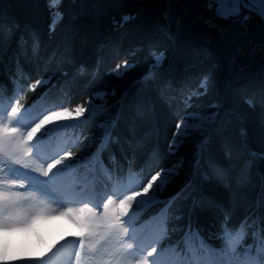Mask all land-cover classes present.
<instances>
[{
    "label": "trees",
    "instance_id": "obj_1",
    "mask_svg": "<svg viewBox=\"0 0 264 264\" xmlns=\"http://www.w3.org/2000/svg\"><path fill=\"white\" fill-rule=\"evenodd\" d=\"M66 2L76 10L64 49L65 26L50 32L47 0H0V23L5 25L0 31L4 94L13 93L19 84L24 106L43 96L56 105L75 107L92 93H109V110L100 121L73 127L83 143L72 150V160L80 162L96 152L101 136L97 124L111 120L114 142L101 154L127 181L142 176L146 182L157 171L182 161L179 174L169 179L157 199L138 208L143 219L160 215L163 221L161 210L173 202L167 216V243L180 239L191 225L219 246L225 214L230 226L251 223L249 218L259 222L264 217V150L253 146L250 133L264 121V105L249 107L245 101L258 99L264 91L263 20L253 16L244 26L215 18L205 23L212 14L205 11L204 0H63L60 8L65 14ZM80 3L84 8L78 11ZM125 15L133 19L116 27L113 20ZM229 32L236 34L230 49L221 46ZM55 38L57 45L52 46ZM149 48L165 54L156 74L149 73ZM125 60L134 61V67L123 76L113 75L112 69ZM205 76L209 89L215 91L218 118L202 145L196 135L178 154H169L168 142L178 115H183L185 96ZM38 79L48 83L28 91ZM237 95L242 96L239 107L234 103ZM222 117L230 123L229 131L244 158L238 167H243V176L237 192L229 191L228 172L236 164L216 154L214 138ZM259 151L262 154L254 153ZM185 189L188 194L174 200Z\"/></svg>",
    "mask_w": 264,
    "mask_h": 264
},
{
    "label": "snow or ice",
    "instance_id": "obj_2",
    "mask_svg": "<svg viewBox=\"0 0 264 264\" xmlns=\"http://www.w3.org/2000/svg\"><path fill=\"white\" fill-rule=\"evenodd\" d=\"M61 4L62 0H48L50 32L54 33L63 21V13L59 10ZM203 7L212 14L205 18V23L208 24L212 23L213 18L242 26L253 16L264 20V0H204ZM131 19L133 17L125 15L114 19L113 24L122 27ZM4 27L0 23V31ZM148 55L151 59L149 73L156 74L165 54L149 48ZM121 67L124 71H121ZM132 67L134 65L125 60L123 65H116L112 74L123 76ZM48 79L36 80L28 86V91H35L37 86L47 84ZM209 86V79L205 76L198 82L195 91H189L185 96L183 115H178L168 142L169 154H178L181 146L193 136L199 135L203 138L215 120V112L208 114L198 108L189 110L194 108V97L206 92ZM21 92L22 88L17 84L13 94L6 100L3 87L0 86V232L27 227L40 216L58 214L76 219L82 229L72 241L73 250L67 254L71 264H264V217L259 222L249 218L251 223L246 220L239 227H235L230 226V217L225 214L219 248L205 244L199 234L192 230L191 225L184 230L180 239L165 245L163 241L170 240L166 226L167 216L174 208L170 201L161 210L164 220L155 234L146 239H138L129 209L134 202L142 204L154 201L156 193L162 190L173 175L179 174L182 161L171 168L157 171L146 183L142 176L124 182L114 174H109L100 159V153L114 142V125L111 120H103L97 124L101 136L97 150L92 154L95 162L93 168L97 170V178L103 187L89 188L87 181L77 187L76 183L66 180V175L72 170L71 163L66 161H70L74 153L67 145L53 146L51 141L69 127L100 121L109 110V93L97 91L70 110L54 104L45 108H37L33 104L25 108L21 104L24 99ZM245 103L249 107H255L257 103L264 105V91L259 93L258 99L249 98ZM73 113L77 124L59 122L62 116H72ZM81 117L84 119L81 120ZM16 165L19 167H14ZM216 171L222 172L220 169ZM100 172L104 173V177H100ZM162 174L163 179L156 183ZM154 184L156 189L148 197V201H138V197L147 196ZM29 188L33 191H27ZM137 188L140 190L137 191ZM187 194V189L182 190L174 200ZM48 200L60 205L62 210L53 209L47 203ZM73 204L80 207L74 208L71 206ZM125 217L128 219L125 220ZM249 236L251 243L248 242ZM194 237L199 241L198 244L193 243ZM34 259L39 264H46L42 258ZM0 264H7L2 255Z\"/></svg>",
    "mask_w": 264,
    "mask_h": 264
},
{
    "label": "rangeland",
    "instance_id": "obj_3",
    "mask_svg": "<svg viewBox=\"0 0 264 264\" xmlns=\"http://www.w3.org/2000/svg\"><path fill=\"white\" fill-rule=\"evenodd\" d=\"M48 1V0H47ZM63 2V0H62ZM64 7H66V14L62 12L61 8L59 9L60 12L63 13V21L59 24L65 26L64 28L61 29L62 37H63V45L65 44L67 46L68 41L71 39V30L72 27H70L72 23V18L74 17V12L76 10L75 5L72 4V2H66ZM78 11L83 9V3L78 4L76 6ZM64 22V24H62ZM58 26V27H59ZM61 28V27H60ZM64 35V36H63ZM236 38V34L234 32H229L227 35V38L225 40V45L221 46H227L228 49L233 47V42ZM54 40V41H53ZM52 46L57 45L56 38L53 39ZM224 42V41H222ZM64 45V49L65 46ZM226 47V48H227ZM63 49V47H62ZM63 49V50H64ZM60 56V54L55 55L54 59H57ZM134 59V58H132ZM129 61V60H128ZM124 62V61H123ZM123 62L121 65H123ZM131 64H133L134 61H129ZM114 69V68H113ZM112 69V72H113ZM121 71H124L123 67H121ZM35 83V82H34ZM225 84V83H224ZM227 91L229 89V86L226 85L225 88ZM241 92V91H240ZM254 93V92H253ZM94 93L90 94V97ZM253 95V94H252ZM19 98V97H17ZM242 98L237 95V98L234 100L235 106L240 105V99ZM216 96H215V91L212 88H208L206 92H202L196 99H194L193 104H194V109H203L205 110L208 114H211V112H215V120L211 124L210 127H208L207 131L214 126L216 119L218 118L217 115V110H216V102H215ZM214 100V102H213ZM238 100V101H237ZM215 105H214V104ZM241 106V105H240ZM70 110L74 107H68ZM210 110V111H209ZM87 115V114H86ZM257 116L255 115L253 118L254 120L257 121ZM81 120L84 119V117L80 118ZM60 123L68 124V125H75L77 124V120L74 118V113L72 116L64 115L60 118L59 120ZM259 124L261 125L260 127L254 126L253 132L251 131V140L253 142V146L257 147L258 149L264 150V121H260ZM229 125L230 123L228 122L227 118L222 117L220 121H218V128H217V133L214 138V143L216 145V154L225 156L226 159L225 161L229 162L230 164H236L234 168H231L228 170L230 173V184L229 188L232 192H237L238 191V184L239 180L243 176V167L242 170H238L239 166L242 164L243 166V159L241 157V150L239 145L236 143L233 135L229 131ZM52 125H49L51 127ZM204 133L203 138L200 137V141L198 145H202L204 141L208 138V132ZM63 134L58 135L57 137L62 140L63 139ZM76 138V136H74ZM72 138V140L74 139ZM64 138V140H66ZM54 140V139H53ZM52 140V141H53ZM51 141V143H52ZM81 144L83 143L82 140H80ZM68 146V145H67ZM260 146V147H259ZM255 154H262L259 152H254ZM221 157V156H220ZM66 163H71L72 167H80L78 170V174L76 175L77 181L76 186L79 187L81 184H83L85 181L88 182V187H90L92 182H96L98 188H102L103 184L100 183V180L97 178V170L93 168V164L95 163L92 160V155L86 157L84 160H80V162L71 160L66 161ZM14 167H19L18 165ZM104 169L108 170V173L110 174L109 169L104 165ZM168 168H171L169 166ZM241 168V167H240ZM166 169V167H164ZM234 169V170H233ZM28 171V170H25ZM34 175H38V173H33ZM100 177H104V173L100 172ZM151 176L148 178L150 179ZM163 179V174L161 177L158 178L156 183H159V181ZM233 179V180H232ZM130 180V178H128ZM146 183V182H145ZM156 189V184L153 185V188L149 190V193L147 196H142L138 197L137 200H145L148 201V197L152 196V193ZM139 191L140 189H136ZM19 191V190H18ZM24 192V191H21ZM157 194L155 200L157 199ZM40 199H44V197H40ZM152 202V201H151ZM151 202H145L142 204L134 202L132 204V207L129 209V213H135L137 212L138 208L142 205L149 204ZM28 203V202H26ZM48 204L51 205L53 209H57V211L62 210L60 205H57L51 200L47 201ZM72 207H80L78 204H73L71 205ZM102 209H97V211H100ZM131 215V214H129ZM65 218L71 227H66L61 229L60 231L56 229L55 232H47L46 229L41 225L42 220H57L59 217ZM50 217V218H49ZM55 217V218H54ZM57 217V218H56ZM42 218V219H41ZM46 220V221H47ZM68 229V230H67ZM82 231L80 225L77 223L76 219H73L69 216H64V215H58V214H51V215H45V216H40V218L34 219L27 227L24 228H17L13 229L10 231H3L0 232V255H2L3 260L7 261V264H39L37 259L34 258H42L46 264H71V260L68 257V252L73 250V243L71 239H74L75 236H77L78 233ZM155 232L151 233V236L154 235ZM146 235V234H145ZM150 237V236H148ZM138 239H142L141 237H137ZM164 243V242H163ZM167 243V242H166ZM165 244V243H164ZM167 245V244H165ZM221 246V245H220ZM51 249V251H49Z\"/></svg>",
    "mask_w": 264,
    "mask_h": 264
},
{
    "label": "bare ground",
    "instance_id": "obj_4",
    "mask_svg": "<svg viewBox=\"0 0 264 264\" xmlns=\"http://www.w3.org/2000/svg\"><path fill=\"white\" fill-rule=\"evenodd\" d=\"M38 218H40V217H38ZM46 220H44V221L42 220L41 225H43V227L46 229L47 232H55L56 229L60 231L63 228L71 227L69 222L65 218H62L61 216L55 221L54 220H52V221L50 220V222H49L48 220L47 221Z\"/></svg>",
    "mask_w": 264,
    "mask_h": 264
},
{
    "label": "water",
    "instance_id": "obj_5",
    "mask_svg": "<svg viewBox=\"0 0 264 264\" xmlns=\"http://www.w3.org/2000/svg\"><path fill=\"white\" fill-rule=\"evenodd\" d=\"M263 22H264V20H263Z\"/></svg>",
    "mask_w": 264,
    "mask_h": 264
}]
</instances>
